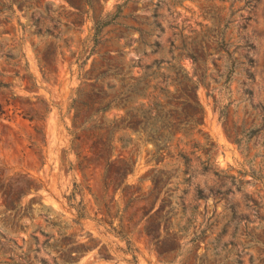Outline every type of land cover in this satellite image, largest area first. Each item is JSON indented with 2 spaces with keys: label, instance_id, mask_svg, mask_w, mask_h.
I'll list each match as a JSON object with an SVG mask.
<instances>
[{
  "label": "rangeland",
  "instance_id": "obj_1",
  "mask_svg": "<svg viewBox=\"0 0 264 264\" xmlns=\"http://www.w3.org/2000/svg\"><path fill=\"white\" fill-rule=\"evenodd\" d=\"M0 264H264V0H0Z\"/></svg>",
  "mask_w": 264,
  "mask_h": 264
}]
</instances>
